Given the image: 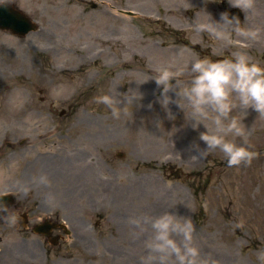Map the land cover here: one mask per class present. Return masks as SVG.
Listing matches in <instances>:
<instances>
[{"label":"rangeland","instance_id":"1","mask_svg":"<svg viewBox=\"0 0 264 264\" xmlns=\"http://www.w3.org/2000/svg\"><path fill=\"white\" fill-rule=\"evenodd\" d=\"M255 2L251 8L249 0L15 3L39 29L24 37L0 31V194L16 198L8 217L0 218V264H144L151 255L145 242L152 229L144 232L135 224L165 211L192 219L193 243L208 264H259L264 253V115L239 104L233 109L243 129L234 138L250 145L256 156L249 164L229 167L218 149L193 157L206 148L199 138L205 129L191 127L190 108L177 95L191 79L181 69L197 55L216 60L246 51L264 64V0ZM234 8L243 12L241 28L255 36L233 33L220 40L204 27ZM165 63L179 73L167 93L154 79L157 66ZM57 85L64 86L62 95H53ZM106 93L120 101L118 116L98 102ZM86 117L93 121L88 134L79 124ZM51 128L57 136L14 144ZM53 144L67 148L61 152ZM78 150L90 154V186L106 182L107 188L93 189L92 199L74 191V178L53 184L38 173L40 163L30 168L45 154L71 157ZM79 155L68 164L71 174L79 166L87 171ZM66 190L74 192L71 199L63 198ZM110 195L114 202L105 205ZM56 211L67 230L54 231L63 237L56 246L42 248L30 230L13 227L23 212L29 213L30 225Z\"/></svg>","mask_w":264,"mask_h":264},{"label":"clouds","instance_id":"2","mask_svg":"<svg viewBox=\"0 0 264 264\" xmlns=\"http://www.w3.org/2000/svg\"><path fill=\"white\" fill-rule=\"evenodd\" d=\"M247 6H253L252 0ZM240 25L237 17H229L227 12H223L219 20H212L211 25L204 27L220 40H229L233 33L256 35ZM173 67L171 63L157 66L159 75L154 79L163 86L165 93L173 87L170 82L179 74L172 70ZM184 70L191 73V79L177 91V95L183 97L190 108L188 121L191 127L196 129L203 125L205 129L199 133V138L205 142L206 148L198 149V155L193 157L206 155L208 149H218L229 167L251 163L256 152L250 145L236 142L234 137L242 136L243 129L240 120L232 116V111L239 104L264 115V64L254 60L246 51H235L216 60L197 55L185 62L181 71ZM63 88V85L54 87L53 95H62ZM98 102L112 108L113 116L119 115L120 101L116 97L106 93L98 98ZM230 134L233 138H229ZM148 222L152 233L145 246L152 255L146 264L153 258H158L161 264H208L193 243L194 224L190 217L165 211ZM258 260L259 264H264V253Z\"/></svg>","mask_w":264,"mask_h":264},{"label":"flooded vegetation","instance_id":"3","mask_svg":"<svg viewBox=\"0 0 264 264\" xmlns=\"http://www.w3.org/2000/svg\"><path fill=\"white\" fill-rule=\"evenodd\" d=\"M1 3H4L5 5L7 6H10L14 11L16 12H19L21 15H23V17L25 19H27L29 22H30V26L31 28H35V31H37L39 28L35 22V20L31 19L27 14H25L22 10H20L19 8L16 7L15 3L17 4L18 3V0H14V1H11V0H5ZM0 3V4H1ZM1 32H5L7 34H10L12 36H16V37H24V36H27L29 33H31L30 31L26 34H22V35H13L10 31L8 30H4V29H0ZM34 31V32H35ZM25 67V66H24ZM61 115H63V112H61ZM57 128V127H56ZM56 128L53 129H46L44 130L43 132L38 133V135H32L33 137L31 139H16L14 140V144L17 145V146H22V145H26L27 143H31V144H34V143H37L38 141H43L41 135H43V137L45 138L49 133L50 134H53L54 136H57V132H56ZM53 136V137H54ZM37 141V142H35ZM5 144L9 145V147H12V143H7L5 141ZM58 150H61L64 151L65 148H67V146H64V145H61V144H53ZM61 152L58 153V154H50V155H44V157H38V159H35L31 162V166L30 168L34 171L35 169V166L40 163V164H43L45 162V160L47 159V161L50 163L49 166H51V164H55L57 166V168H54L53 169V173L54 174H57V172H59V168H58V165H57V162L56 160H58V157L61 158ZM84 154H88L90 156L89 153H87L86 150H83ZM67 158V162H70L72 163V160H73V156L71 157H66ZM47 166V167H49ZM44 166L42 167L41 170H38V173H41L42 170H43ZM31 213V212H30ZM24 215V216H22ZM56 215L57 218L56 219H53L52 217ZM29 213H21L19 214V217L16 218V220H14L13 222V227L15 228V230L18 232V231H24V233H26L28 230H30V232H32L33 234H35L36 236H38V239L37 241L41 243L42 245V248H44L45 246H48V245H51V246H56L58 245V243L62 240L63 241V237L60 235V234H57V233H54L55 230H59V231H62L64 234H65V230H63L61 227H58L60 223V219H59V214H58V211H56L55 213H51V216L50 217H42V218H36V220H38V222H35V223H31L29 225ZM35 218H32L31 217V220H34ZM46 226H49L50 227V230H46ZM24 242H27V238L24 237L22 239ZM61 241V242H62ZM44 251V254H45V260H47L48 258V255H47V250L43 249ZM22 257V255H21Z\"/></svg>","mask_w":264,"mask_h":264},{"label":"bare ground","instance_id":"4","mask_svg":"<svg viewBox=\"0 0 264 264\" xmlns=\"http://www.w3.org/2000/svg\"><path fill=\"white\" fill-rule=\"evenodd\" d=\"M252 5H254V6L256 5L255 0H253ZM242 14H243V12H242ZM242 16L244 17V15H242ZM79 124L82 125V126H80V128L82 130L86 131L87 134H88V132H91L89 130L91 129V126L90 125H93V121H91L89 118L86 117V118L81 119L79 121ZM98 135H102V133L101 132H98ZM53 136L54 135L53 134H50V133L45 138L43 137V135H41L42 139L51 138ZM100 141H102V140H98L97 139V143H99ZM35 142H37V141H35ZM78 152H79L80 155H84V153H82V150H78ZM76 153L71 154V156H76L77 157V155H79V154H76ZM80 155H79V158L77 159V161H79L81 163V166L85 167L87 169V171L84 170V169H82L79 166L78 168L75 169L76 171L71 174V170L72 169H69V165H68L70 163L66 161L67 160L66 157H62L61 156V158L58 157V160H56L57 165H58V168L60 170V172H58V174H54L52 172V169H43L41 173L44 175V176H42V178L45 180V182H50V183H53V184L58 183V182H60V184H69L70 183V180L72 178H74L75 184L78 185V186H80V187H77L75 185V190L74 191H76L77 193L81 194L80 197L82 199L88 200L90 198L92 199V194L94 192L93 189H95V191L98 192L99 190H102V189L107 188V187L105 185L106 182L103 185V187L102 186H95V187H91L90 186V184L88 182L89 175L87 176V174H90L89 173L90 172L89 166H90L91 163L88 162L90 156L87 154L84 157V159H82V157ZM133 156L137 157L138 159H141L142 158V156L139 155V154L137 156H136V154H133ZM49 164L50 163L46 159L43 164H39L40 169H42L43 166H45V167L49 166ZM96 164L97 163L94 162V165H95L94 169H95V171H96V168H97L96 167ZM94 174H95V172H93V176H95ZM76 182H81V183H76ZM96 188H100V189H97L96 190ZM50 193H53V191L52 190H49V194ZM124 193H129V189L128 188L124 189ZM73 194H74V192H73ZM73 194H71L69 190H66V191H64L63 198L71 199V197H72ZM113 202H114L113 197L110 195V197L109 196L106 197L104 204L105 205H107V204H111L112 205ZM135 226H136V228H139V229L143 228L144 229V232H145V230L146 231H151V228L148 227V220H147V223H145L144 225L143 224H140V225L135 224ZM144 237L145 236L143 234V238H141V240H144ZM85 238L86 239H89L92 242V240L90 238H87L86 235H84V238L82 236V239H84L85 241H87ZM132 240L135 241L134 238H132ZM148 257L143 258L144 264H146V261H147V258ZM129 264H132V263L129 261ZM148 264H161V262H160V260L158 258H153L150 262H148Z\"/></svg>","mask_w":264,"mask_h":264},{"label":"water","instance_id":"5","mask_svg":"<svg viewBox=\"0 0 264 264\" xmlns=\"http://www.w3.org/2000/svg\"><path fill=\"white\" fill-rule=\"evenodd\" d=\"M10 6H0V29L8 30L12 34L22 35L31 31L33 28L30 26V22L23 17L19 12L10 9ZM229 17L235 16L239 19V22L243 23V16L239 9L234 8L227 12ZM177 176V173H176ZM16 204V198L11 195H0V217L6 215V212L13 208ZM46 230H50L49 226L45 227Z\"/></svg>","mask_w":264,"mask_h":264}]
</instances>
